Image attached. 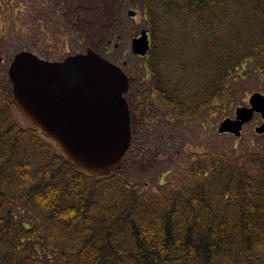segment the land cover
I'll use <instances>...</instances> for the list:
<instances>
[{
  "label": "trees",
  "instance_id": "obj_1",
  "mask_svg": "<svg viewBox=\"0 0 264 264\" xmlns=\"http://www.w3.org/2000/svg\"><path fill=\"white\" fill-rule=\"evenodd\" d=\"M74 1L75 30L106 48L120 0ZM131 5L152 41L150 89L174 120L225 115L247 67L264 82V0ZM242 149L200 154L155 177L157 192L132 185L124 164L95 178L20 115L0 78V264H264V141ZM144 157L134 162L147 170Z\"/></svg>",
  "mask_w": 264,
  "mask_h": 264
},
{
  "label": "rangeland",
  "instance_id": "obj_2",
  "mask_svg": "<svg viewBox=\"0 0 264 264\" xmlns=\"http://www.w3.org/2000/svg\"><path fill=\"white\" fill-rule=\"evenodd\" d=\"M49 1L0 0V78L8 79L14 57L23 51L49 60L85 50L89 40L81 33L74 30L68 36L65 31H59L61 21L60 16L55 17L56 0ZM119 3L121 21L114 30L117 34L111 38L107 35L106 48L98 52L121 66L130 78L127 98L132 101L131 110L137 121V130L133 154L124 162V168L132 185L139 184L145 190L157 192L159 185L155 177L163 176L165 180L168 172L184 168L200 154L233 149L241 153L244 150L242 147L264 141V137L259 139L256 132L263 123L260 115H255L252 122L244 127L241 137L218 133L220 124L226 118H235L237 108L249 106V99L254 93L264 96V82L251 73L250 67L242 70V75L248 74L249 79L244 85L245 94L225 115L213 111L193 121L174 120L165 102L150 89L146 59L137 58L131 49L132 40L146 29L144 13L138 6H132L131 0H120ZM130 10L135 11V18L128 16ZM124 62L128 66L124 67ZM142 156L151 160V167L147 170H142L134 162L135 158Z\"/></svg>",
  "mask_w": 264,
  "mask_h": 264
},
{
  "label": "water",
  "instance_id": "obj_3",
  "mask_svg": "<svg viewBox=\"0 0 264 264\" xmlns=\"http://www.w3.org/2000/svg\"><path fill=\"white\" fill-rule=\"evenodd\" d=\"M134 17L135 12L130 11ZM136 55L150 50L147 31L134 39ZM16 108L42 135L51 140L76 167L96 178L115 174L131 146L130 83L121 68L88 50L62 63L48 62L30 52L14 58L9 71ZM251 107L225 119L220 134L240 137L256 113L264 121V96L257 93ZM264 134V122L256 130Z\"/></svg>",
  "mask_w": 264,
  "mask_h": 264
},
{
  "label": "flooded vegetation",
  "instance_id": "obj_4",
  "mask_svg": "<svg viewBox=\"0 0 264 264\" xmlns=\"http://www.w3.org/2000/svg\"><path fill=\"white\" fill-rule=\"evenodd\" d=\"M43 1L50 2L49 0H43ZM75 8H76V5H75L74 0H56V2L54 3L55 17L60 16L59 20L61 21V25H60L61 29L59 31H62V32L65 31V33L68 34V36L74 33V30H75V26H76L74 23ZM41 15H44V14H41ZM42 18H44V16ZM88 49H89V46L87 44L83 52H78V53L69 52L70 54L60 59H49V60L44 59V58H41V59L48 61V62L62 63L71 56L86 53ZM135 123H137V121L135 122V118H134L132 126H134Z\"/></svg>",
  "mask_w": 264,
  "mask_h": 264
}]
</instances>
